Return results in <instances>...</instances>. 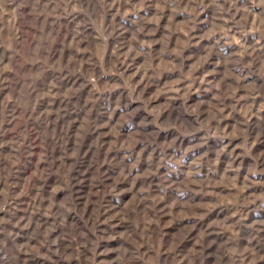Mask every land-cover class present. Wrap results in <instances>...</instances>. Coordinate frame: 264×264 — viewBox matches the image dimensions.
Returning <instances> with one entry per match:
<instances>
[{
    "label": "rangeland",
    "instance_id": "1",
    "mask_svg": "<svg viewBox=\"0 0 264 264\" xmlns=\"http://www.w3.org/2000/svg\"><path fill=\"white\" fill-rule=\"evenodd\" d=\"M0 264H264V0H0Z\"/></svg>",
    "mask_w": 264,
    "mask_h": 264
},
{
    "label": "bare ground",
    "instance_id": "2",
    "mask_svg": "<svg viewBox=\"0 0 264 264\" xmlns=\"http://www.w3.org/2000/svg\"><path fill=\"white\" fill-rule=\"evenodd\" d=\"M33 149V148H32ZM38 207V206H37ZM37 223V222H36ZM40 224V223H39ZM26 225V224H25ZM28 228V227H27ZM23 238V237H22ZM30 242V241H29ZM33 260V259H32ZM35 262V261H34Z\"/></svg>",
    "mask_w": 264,
    "mask_h": 264
}]
</instances>
